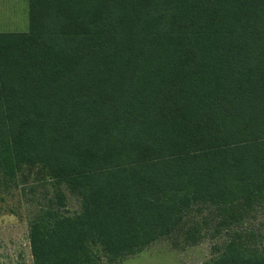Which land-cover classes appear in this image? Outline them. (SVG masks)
Listing matches in <instances>:
<instances>
[{
  "label": "trees",
  "instance_id": "1",
  "mask_svg": "<svg viewBox=\"0 0 264 264\" xmlns=\"http://www.w3.org/2000/svg\"><path fill=\"white\" fill-rule=\"evenodd\" d=\"M28 19L0 33V194L52 189L33 264L203 229L225 241L200 264H264V0H28Z\"/></svg>",
  "mask_w": 264,
  "mask_h": 264
},
{
  "label": "rangeland",
  "instance_id": "2",
  "mask_svg": "<svg viewBox=\"0 0 264 264\" xmlns=\"http://www.w3.org/2000/svg\"><path fill=\"white\" fill-rule=\"evenodd\" d=\"M29 29L28 0H0V33H25ZM67 210H79V201L62 188ZM48 190L35 189V193L12 188L0 194V264H33L28 233L29 222L38 204L51 194ZM258 233H264V217L252 222ZM212 229H203L196 244L186 243L180 233L161 238L139 254L109 264H200L211 260L225 238L213 237Z\"/></svg>",
  "mask_w": 264,
  "mask_h": 264
}]
</instances>
